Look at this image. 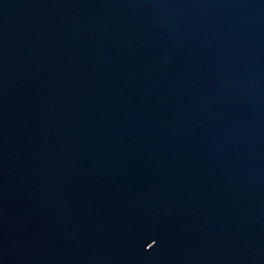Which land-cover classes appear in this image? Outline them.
I'll use <instances>...</instances> for the list:
<instances>
[{"label": "water", "instance_id": "water-1", "mask_svg": "<svg viewBox=\"0 0 264 264\" xmlns=\"http://www.w3.org/2000/svg\"><path fill=\"white\" fill-rule=\"evenodd\" d=\"M0 264H264V0H0Z\"/></svg>", "mask_w": 264, "mask_h": 264}]
</instances>
